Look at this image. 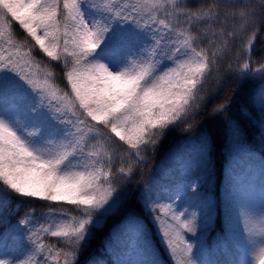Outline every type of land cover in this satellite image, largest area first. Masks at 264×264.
Returning <instances> with one entry per match:
<instances>
[{
    "label": "snow or ice",
    "instance_id": "6c2138e0",
    "mask_svg": "<svg viewBox=\"0 0 264 264\" xmlns=\"http://www.w3.org/2000/svg\"><path fill=\"white\" fill-rule=\"evenodd\" d=\"M91 6L100 9V18L89 20L81 10V0H0V69L10 68L17 73L38 93L41 103L47 102L56 113H61L74 129L69 139L56 143L55 147L50 144L38 148L0 118V181L21 195L55 202L60 205L59 213L64 214L63 202L82 206L83 213L79 218L72 217L71 223L61 221L49 227L41 224L30 232L29 238L35 244L31 255L15 262L0 259V264H47L37 256L47 248L41 242V233L49 232L53 237L64 238L68 250L62 249L57 256L64 257L63 264H73L91 210L108 201L133 172L132 161L139 163L144 159L146 148L157 144L167 125L184 122L199 106L200 91L211 66L217 62L218 50L216 41H210L211 51L203 47L198 50L197 41L201 37L194 32V25L207 24L205 30L219 36L224 46H227L225 35H237L235 30L231 33L212 30L219 5L215 6L217 14H213V8L193 11L184 0H129L128 3L92 0ZM225 8L237 6L229 3ZM229 14L238 15L243 22L241 27L247 25L252 30L250 36L247 32L243 34L251 48L257 25L264 22V4L258 10L255 5L246 4L237 12L225 13ZM117 18L152 31L155 43L143 50L145 54L130 57L127 65L113 71L95 54L109 31L110 21ZM14 22L27 33L19 43L14 39ZM37 46L52 61H63L70 92L52 81L53 72L48 64L41 67L33 55ZM105 54L118 58L116 52ZM161 57L175 66L162 67ZM250 67L251 60L240 69ZM253 69H264V63ZM85 130L96 134L97 143L113 141L114 133L119 141L130 146L129 163H122L116 173L120 180L114 179L110 160L104 165L109 171L98 166L101 161L94 158L100 153L94 150L95 144L93 150H87ZM76 159L79 162L73 163ZM77 168L84 170L76 171ZM49 211L57 212V209L53 207ZM153 211L162 214L156 219L171 252L182 258L178 264H193L189 258L191 245L183 233L194 231L196 214L186 219L169 203L154 204ZM21 222L27 223V216ZM52 227L57 230L51 231Z\"/></svg>",
    "mask_w": 264,
    "mask_h": 264
},
{
    "label": "trees",
    "instance_id": "16d2710c",
    "mask_svg": "<svg viewBox=\"0 0 264 264\" xmlns=\"http://www.w3.org/2000/svg\"><path fill=\"white\" fill-rule=\"evenodd\" d=\"M184 3L193 11L213 8V14H217L215 6L219 5L212 30L217 33L235 30L237 35H225L223 39L227 41V46H224L219 36L205 30L207 24L194 25V32L201 37L197 41L198 50L203 47L211 51L210 41H216L218 54L216 64L211 66L215 76L212 86H208V92L200 91L202 99L197 102L199 106L184 122L167 125L157 144L146 148L144 159L139 163L135 159L132 161L133 172L117 188L126 191L124 198L111 209L96 207L91 210V219L76 249L73 264H178L181 256H174L169 251L154 218L153 197L157 195V201L161 202L164 197L173 198L181 191L184 192L183 197L202 201L200 225L189 231L188 236L183 233L187 242L188 237L191 240L195 236L189 258L200 264H252L245 246L232 234L229 223L234 208L264 201V101H258L264 69H253L264 63V22L258 23L257 34L249 48L243 34L247 32L250 36L252 30L247 25L241 27L243 22L238 15L225 13L237 12L246 4H253L258 10L263 3L261 0H184ZM229 3L237 8L226 9L225 5ZM96 14L101 15V11L96 12V8H92L84 15L92 20ZM114 21L124 26L113 28L108 46L128 36L135 35V44L142 39L137 35L142 32V27L119 18ZM13 33L17 43L27 37L17 22L13 23ZM103 49L96 50L97 59L102 58ZM33 55L41 67L45 64L50 66L52 81L59 88L71 91L64 75L63 61H52L38 46ZM249 60L253 68L240 69ZM161 61L162 67L174 65L166 57H161ZM112 63L116 65V59ZM10 87L15 90L29 88L22 104L40 114V109L35 108L37 92L7 68L0 77V94ZM219 104L223 107H215ZM55 122L71 126L61 113ZM188 124L192 126L187 127ZM99 127L103 130L102 125ZM111 136L114 139L109 143L102 140L97 143L99 138L96 135L86 139L87 150H93L92 145L95 144L94 150L100 153L94 158L101 161L98 166H103V171L107 172L109 167L104 165L110 160L114 179L120 180L116 173L122 163H129L127 151L130 146L119 141L114 133ZM188 155L195 162L186 170L182 163ZM77 162L78 159L73 161ZM53 207L57 212L49 211ZM63 209L64 214L59 213L60 205L55 202L21 195L0 181V259L15 262L31 255L35 244L29 238L30 232L41 224L47 227L56 215L80 217L83 214L82 206L70 202H63ZM26 216L28 222L22 223ZM41 242L47 248L37 256L38 259L50 263V257L54 255L64 261L62 255L57 256L62 249L68 250L63 237H53L51 232L41 233Z\"/></svg>",
    "mask_w": 264,
    "mask_h": 264
},
{
    "label": "rangeland",
    "instance_id": "374dc122",
    "mask_svg": "<svg viewBox=\"0 0 264 264\" xmlns=\"http://www.w3.org/2000/svg\"><path fill=\"white\" fill-rule=\"evenodd\" d=\"M108 1V0H107ZM99 3H104L105 0H97ZM109 2V1H108ZM110 2H121V0H110ZM123 3H128V1L122 0ZM261 3L264 4V0H261ZM92 0H81V10L84 14L91 12L92 7ZM89 10V11H88ZM96 12H100V9L96 8ZM102 15V13H101ZM100 14H96L95 19L100 18ZM90 20V19H89ZM118 25L119 27H123L124 24H117L116 21L111 20L110 21V27L109 31L105 36L104 41L101 43L100 47H104L102 52V58L105 63L108 64V66L113 70L116 71L119 68L125 66L128 64L130 57H136L138 55H143L144 49L150 48L153 43V36L154 33L148 29L143 28L142 32H138L137 35L142 36V39L139 40L135 44V35L128 36L122 40H119L118 42H113L112 46H108V41L112 38V35H110L111 31H113V28ZM118 34H116L117 36ZM120 45V47L118 46ZM109 52H116L118 53V58L116 59V65H113L112 60L114 58L112 56L106 55L105 53ZM140 52V53H139ZM175 65H172L173 67ZM5 69H0V77L5 73ZM214 74L212 70H210L206 81L203 84L202 90H205L208 92L209 87L212 86L211 82L214 81ZM210 83V85H208ZM30 91V89H13L12 87L7 88L5 91H3V94H0V118L5 119L12 125L17 131L18 134L22 136V138L26 139L33 147L38 148H44L49 146L50 144H53L55 147L56 143H59L61 141L67 140L70 138V133L74 131L72 129V126L66 124V125H58L55 122L56 117L59 113H56L54 109H52L47 102L41 103V98L37 93V96L35 98V108L40 109V114H38L34 109L31 107H25L23 106V98L27 96V93ZM23 93V94H22ZM258 101L263 102L264 101V82L261 84V91H260V97ZM55 103V102H54ZM43 106V107H41ZM36 116L40 117L39 120H37ZM48 120V121H47ZM44 121V122H43ZM46 124L48 126H46ZM32 133L29 135V133ZM85 140L95 136V133H87L85 130ZM182 144V143H180ZM195 162L194 158H190L189 155L185 158V162H183V166L187 170L193 163ZM76 171H83V168H77ZM126 191H119V189H116V191L113 192L112 196L109 197L108 201L101 205L99 208L108 210L111 209L113 206H115L118 201L122 200L125 196ZM184 192H179L176 196L173 198H170L168 196L164 197V199L161 202H158V196L156 195L153 197L154 204H160V203H169L172 204L176 211L181 212L184 214V218L191 217L192 213L196 214L195 217V228L194 230L200 225L201 223V213L199 212L200 206L202 204V201H194L193 198L189 196L183 197ZM162 214L160 212H157L154 214V218L157 222L159 231L162 235V238L164 242L166 243L167 248L171 252L166 239L163 236V232L161 230L160 224L156 219V216H161ZM247 215V216H245ZM264 215V201L261 203H257L252 206L245 205L240 206L239 208H234L231 216V221L229 223L230 229L234 237L241 243V245L245 246L246 252L249 256V260L252 264H254V257L253 252L257 248L258 245L264 244V235H259L260 229L264 228V223H262L259 220V217ZM249 216V217H248ZM75 216H65L62 214L56 215L52 221L47 224V227L53 223H60L61 221H67L68 223H71V218ZM79 218V217H77ZM250 218V219H249ZM252 229L257 233V235H250L246 230ZM57 229L55 227L51 228V231H56ZM189 231L185 230L184 233L189 235ZM195 236L190 240L188 237V243L192 246L194 243ZM5 259V258H1ZM50 263L47 261V264H63V259L56 256L50 257ZM193 264H200L197 261H193Z\"/></svg>",
    "mask_w": 264,
    "mask_h": 264
},
{
    "label": "clouds",
    "instance_id": "9594fccd",
    "mask_svg": "<svg viewBox=\"0 0 264 264\" xmlns=\"http://www.w3.org/2000/svg\"><path fill=\"white\" fill-rule=\"evenodd\" d=\"M247 216V215H245ZM249 217V216H248ZM259 220L264 223V215L259 217ZM250 235H257L255 231L252 229L246 230ZM261 233H264V228L260 229ZM253 257H254V264H264V244H260L257 246L255 251L253 252Z\"/></svg>",
    "mask_w": 264,
    "mask_h": 264
}]
</instances>
